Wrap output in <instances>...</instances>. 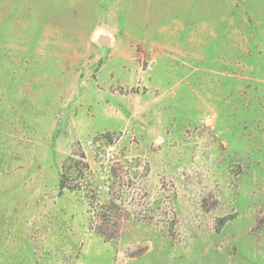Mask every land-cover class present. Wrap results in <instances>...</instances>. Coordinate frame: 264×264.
Returning <instances> with one entry per match:
<instances>
[{"label": "rangeland", "instance_id": "rangeland-1", "mask_svg": "<svg viewBox=\"0 0 264 264\" xmlns=\"http://www.w3.org/2000/svg\"><path fill=\"white\" fill-rule=\"evenodd\" d=\"M0 264H264V0H0Z\"/></svg>", "mask_w": 264, "mask_h": 264}, {"label": "trees", "instance_id": "trees-1", "mask_svg": "<svg viewBox=\"0 0 264 264\" xmlns=\"http://www.w3.org/2000/svg\"><path fill=\"white\" fill-rule=\"evenodd\" d=\"M86 169H88V165L85 163L84 154L82 152L71 153L61 165L59 190L61 192L63 190H79L80 186L76 181V178H80V176L84 174L83 171Z\"/></svg>", "mask_w": 264, "mask_h": 264}, {"label": "built area", "instance_id": "built-area-1", "mask_svg": "<svg viewBox=\"0 0 264 264\" xmlns=\"http://www.w3.org/2000/svg\"><path fill=\"white\" fill-rule=\"evenodd\" d=\"M103 157L106 160H113L114 159V152H113V147L112 146H108L103 153Z\"/></svg>", "mask_w": 264, "mask_h": 264}, {"label": "water", "instance_id": "water-1", "mask_svg": "<svg viewBox=\"0 0 264 264\" xmlns=\"http://www.w3.org/2000/svg\"><path fill=\"white\" fill-rule=\"evenodd\" d=\"M98 42H100V43H108L109 42V38L105 37V36H99L98 37Z\"/></svg>", "mask_w": 264, "mask_h": 264}]
</instances>
